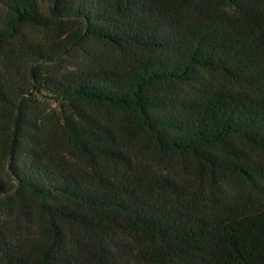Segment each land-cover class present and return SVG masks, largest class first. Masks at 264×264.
<instances>
[{
    "label": "trees",
    "instance_id": "16d2710c",
    "mask_svg": "<svg viewBox=\"0 0 264 264\" xmlns=\"http://www.w3.org/2000/svg\"><path fill=\"white\" fill-rule=\"evenodd\" d=\"M0 45V264H264V0H0Z\"/></svg>",
    "mask_w": 264,
    "mask_h": 264
},
{
    "label": "rangeland",
    "instance_id": "374dc122",
    "mask_svg": "<svg viewBox=\"0 0 264 264\" xmlns=\"http://www.w3.org/2000/svg\"><path fill=\"white\" fill-rule=\"evenodd\" d=\"M39 3L41 7L45 10H47L50 7V0H39ZM54 35L53 31H46L44 29H31L27 31V36L35 41L45 43L48 40L52 38ZM85 51L89 52L93 56L88 55L87 52H82L81 54H74L70 55V57L67 58L68 62L65 66V69L67 68L68 71H74L77 67L88 63V61L96 62V60L101 61L105 64H108L109 66H119L124 64L128 61L129 55L127 51L121 50L118 48H114L106 43L97 42V41H89L85 45ZM2 47L0 45V64L3 63L4 57L2 52ZM49 70L55 71L61 69L59 67L51 66L48 67ZM65 69H62L64 71ZM66 71V70H65ZM209 79L213 82H217L220 84H224V81L218 77L217 75H210ZM29 95H32L33 98L37 101L39 107H42L50 114V117L53 118V120L60 121L63 116V103L60 100H57L49 93L43 92L42 94H37L34 91H31ZM7 214L11 217L12 223L14 225V231L15 234H18V226L17 222L19 221L18 213L16 211L8 210ZM20 226L19 228H24L29 223L27 222V219L20 217ZM29 226V225H28Z\"/></svg>",
    "mask_w": 264,
    "mask_h": 264
}]
</instances>
